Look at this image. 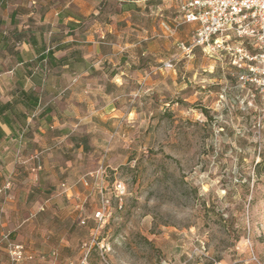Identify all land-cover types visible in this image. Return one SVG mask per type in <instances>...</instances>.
Returning <instances> with one entry per match:
<instances>
[{"label": "rangeland", "instance_id": "rangeland-1", "mask_svg": "<svg viewBox=\"0 0 264 264\" xmlns=\"http://www.w3.org/2000/svg\"><path fill=\"white\" fill-rule=\"evenodd\" d=\"M5 22L0 31L10 32ZM171 22L178 34L147 40L148 54L134 55L122 86L106 83L107 97L93 90L73 134L57 128L41 137L28 117L30 140L0 142V158L17 161L31 190L12 222V209L0 210L8 224L0 239L8 235L32 257L18 264L77 262L89 247L88 264H264V95L238 79L244 71L228 56L182 53L177 44L190 43L192 31L175 13L167 32ZM26 24L16 20L21 31ZM15 47L27 51L26 38ZM84 79L104 83L100 71ZM72 137L87 147L73 148ZM101 197L108 216L98 223ZM0 264H12L4 244Z\"/></svg>", "mask_w": 264, "mask_h": 264}, {"label": "crops", "instance_id": "crops-1", "mask_svg": "<svg viewBox=\"0 0 264 264\" xmlns=\"http://www.w3.org/2000/svg\"><path fill=\"white\" fill-rule=\"evenodd\" d=\"M183 1L8 0L4 8L0 7V18L4 21L8 19V23L13 11L16 15L15 20L27 18L25 28L29 30L26 31L36 37L38 44L42 40L46 49L62 46V50L55 51V57L60 58L71 53L73 55L70 64L51 70L61 73L60 76L43 80L38 85L30 83L34 85V89L42 92L43 107L51 108L47 115L37 119L40 125L37 129L41 132L38 134L54 132L57 128L65 130V136L73 134L81 120L79 112L83 104H87L90 108L91 98L96 89L107 97L108 82L117 87L122 86L127 73L135 69H132L135 66L132 61L134 55L140 57L148 54L147 40L155 37H173L178 34L172 23L175 22L176 17L171 19L172 27L169 32L164 28L169 14H179L182 22L188 25V29L193 33L196 25L185 23L180 12ZM28 46L29 49L26 50L33 54L32 46L29 44ZM20 65L15 63L14 66ZM14 66L0 74L2 101L8 100L5 94L7 87H14L15 81L12 80L13 76L15 79ZM93 71L102 73L104 83L96 85L92 84L91 79L85 81L84 76H88ZM3 130L6 135L9 134L7 129L3 128ZM7 156L5 154L4 159L0 158V183L3 185L6 181H10L11 183L8 184L11 185V189L0 194V210L11 208L10 222H12L13 216L17 215L19 197L23 191L31 190L30 185L26 183L28 178L20 176L21 170H15V167L19 166L17 161L6 160ZM43 166L45 169L46 166ZM37 168L40 169V166ZM31 171L33 172L34 169L31 168ZM9 225L11 228L14 226V224ZM0 226L4 227L8 224L0 223Z\"/></svg>", "mask_w": 264, "mask_h": 264}, {"label": "built area", "instance_id": "built-area-1", "mask_svg": "<svg viewBox=\"0 0 264 264\" xmlns=\"http://www.w3.org/2000/svg\"><path fill=\"white\" fill-rule=\"evenodd\" d=\"M180 12L185 23L196 25L190 43L177 44L182 53L190 55L200 49L207 54L228 56L234 67L244 71L238 79L257 84L264 95V0H184ZM163 67L171 69L173 64L167 61ZM81 182L87 185L86 179ZM6 189L7 185L0 187V194ZM114 192L118 197L124 195V184L115 182ZM108 203L101 197V205L93 214L96 222H103L108 216ZM80 224L84 225L85 220L81 219ZM1 244L12 264L32 259L24 246L11 241L8 235L2 236ZM89 248L79 261L65 264H88ZM99 256L106 263L104 253Z\"/></svg>", "mask_w": 264, "mask_h": 264}, {"label": "trees", "instance_id": "trees-1", "mask_svg": "<svg viewBox=\"0 0 264 264\" xmlns=\"http://www.w3.org/2000/svg\"><path fill=\"white\" fill-rule=\"evenodd\" d=\"M7 2L8 0H0V7L4 8ZM15 16L14 11L9 16V24L13 26L10 32L0 31V74L14 66L15 63L21 64L20 68L14 66L16 69L13 70L16 73L14 83L17 84L16 89L7 101L0 100V142L5 143L14 140L18 143H21L23 139L30 140L27 137L31 138L34 132H32L31 125L25 124L26 119L33 117L31 121L34 122V120L44 117L51 111L49 106L43 107L40 95L34 89V85L46 80L47 74L53 72L51 71L53 68L70 64L73 56L71 53L60 58L55 57V51L62 50L63 47L56 46L54 49H46L42 40L38 44L36 37L27 32L28 28H26L27 31L17 29ZM5 24L6 22L0 18V26ZM25 38L27 43L32 46L33 54L15 47L16 43H20ZM77 61L79 62V60ZM56 74L59 73L56 72ZM111 74L113 76V73ZM31 82L34 85H30ZM46 120L49 121L48 118ZM4 127L9 131L8 135L3 130ZM71 140L73 148H78L81 142H83L84 149L87 147L85 138L79 139L80 143L75 137H72ZM5 143L0 144V146L4 147ZM4 185H0V187Z\"/></svg>", "mask_w": 264, "mask_h": 264}]
</instances>
